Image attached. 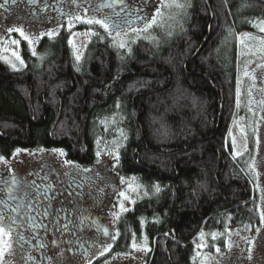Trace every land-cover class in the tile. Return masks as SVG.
Returning a JSON list of instances; mask_svg holds the SVG:
<instances>
[{
	"label": "trees",
	"instance_id": "obj_1",
	"mask_svg": "<svg viewBox=\"0 0 264 264\" xmlns=\"http://www.w3.org/2000/svg\"><path fill=\"white\" fill-rule=\"evenodd\" d=\"M179 2L189 5L185 16L173 17L184 26H168L171 40L162 30L158 45L139 46L131 57L94 46L84 66L73 69L58 42L40 67L14 73L0 66L5 159L17 149L64 148L72 160L88 163L92 145L109 138L103 122L124 114L129 135L112 144L123 147L122 169L137 175L144 194L122 217L119 239L126 246L141 233L149 246L155 240L148 264H200L201 233L214 251L224 249L219 233L259 226L256 196L225 135L237 113L235 37L264 22V0Z\"/></svg>",
	"mask_w": 264,
	"mask_h": 264
},
{
	"label": "flooded vegetation",
	"instance_id": "obj_2",
	"mask_svg": "<svg viewBox=\"0 0 264 264\" xmlns=\"http://www.w3.org/2000/svg\"><path fill=\"white\" fill-rule=\"evenodd\" d=\"M160 3L161 0H117V2L113 0H0V27L5 24H17L22 25L25 30L33 28L37 31L36 34L54 32L55 35L51 38L45 35L42 40H39L42 48L48 50L58 42L63 43L69 61L72 62V68L81 69L90 48L94 46L106 47L115 54V57H131L139 46L154 48V45H158L157 37L162 36L158 33L162 30L163 38L166 39L170 29L166 16L162 19L164 27L161 30H156L152 25L144 31L146 22L153 19L154 9L158 8ZM105 4L110 6H104ZM76 16L82 18L94 16L97 19L107 16L113 27L105 31L98 24L89 25L75 20ZM70 21L71 28H69ZM173 24L184 26L177 19H174ZM132 29L139 31L134 32ZM90 32L95 35L88 34ZM117 32L120 33L119 37L116 35ZM74 33L79 35H73ZM143 36L146 38H141ZM4 37L6 41V36ZM169 37L167 40H171ZM75 38L83 43L79 60L74 56L77 52L73 50V43L69 44V39L73 41ZM49 40L51 41L47 42ZM15 41H18L21 47L24 41L28 42L23 38H17ZM121 41L125 45L123 48L119 47ZM5 52L6 42L0 46V66L5 70L7 67L14 73L20 72L6 66ZM21 53L25 63L21 71L29 68V65L40 67L43 61L48 59L47 55L39 61L40 63L38 61L33 63L35 59H31L25 49H22ZM110 118V121L103 122L104 127L107 126L105 131L109 132V138L104 142L96 141V144L92 145L91 161L88 163L74 161L69 158L64 148H57L35 152L24 151L25 154H35L32 157L35 158V166L6 169L3 181L0 182V225L7 233L5 239L11 264H108V261L114 257L108 258L104 254L101 255L106 248L107 236L106 240L111 245L108 250L111 253L118 256L129 251L133 242L127 246L120 242L119 227L122 217L128 215L135 204L130 206V210L119 213L118 217L116 215L118 207H116V212L111 213L114 215H110L109 218L101 216L99 212L96 213L91 206L94 202H98L101 195L97 191V186L103 177L94 166L97 164L99 149L108 148L114 152L117 148L116 175L123 176L126 180L133 178L138 181L137 175L125 173L122 169L123 147L112 144L114 137L129 135L124 122L125 116L122 113H116L111 114ZM116 122H118L117 127H115ZM53 150H62L64 154L60 155L59 151ZM10 158L6 159V164L8 167H13L9 164ZM13 176L20 181L16 186L11 184ZM9 188L12 189L11 192L8 191ZM103 193L105 195L104 191ZM9 225L12 229L10 232ZM126 248L127 251L120 252Z\"/></svg>",
	"mask_w": 264,
	"mask_h": 264
},
{
	"label": "rangeland",
	"instance_id": "obj_3",
	"mask_svg": "<svg viewBox=\"0 0 264 264\" xmlns=\"http://www.w3.org/2000/svg\"><path fill=\"white\" fill-rule=\"evenodd\" d=\"M158 8L160 14L156 16L154 27L156 30H161L164 27V24H162L164 16L167 17L166 22L173 25V14L186 15L189 5L188 3L179 2V0H161ZM158 8L154 9L155 13ZM262 23L264 22H260L252 32L244 31L235 37L236 56L231 64L235 89L233 106L237 113L230 122L228 134L225 135V142L228 141L231 149V159H238L243 163V174L256 196L259 226L254 228L246 225L241 228H228L225 234L219 233L218 235L224 239V249L222 250L215 248L214 251H208L206 238L200 234L195 245L198 248L197 257H199L200 264H264V222L261 221V215L264 214V44L261 43V40H264V32L259 30ZM175 27H179V24ZM9 29H13V31L10 32ZM15 29H22L24 34L31 38V45L25 41L22 47L19 44H14L15 39L23 38ZM36 32L33 28L25 30L22 25L17 24H5L0 27V46L6 42V66L14 69V71L24 69V61L21 64L12 55L13 52H17L23 60L22 49H25L31 59H35L33 63H37V61L39 62L49 55L46 52L47 50L42 48L41 41H39L44 38L45 35H42L44 33L36 34ZM244 33H248L253 38H244ZM4 36H6V41ZM78 38L72 41L73 50L77 52L74 54L75 58L82 53L83 43ZM232 43L233 41L226 46V53L232 51ZM225 59V62L229 63L231 61L230 54L226 55ZM233 140H235V147L233 146ZM112 151L108 148L99 149L97 164L94 165L103 179L100 180V184L97 186V191L101 193L99 200L91 206L96 213L99 212L101 216L104 215L106 218L114 215L111 213L116 212V207H118L116 214L125 212L120 210L121 202L125 209L130 210V206L138 203L144 194L137 180L133 178L126 180L125 177L116 175L118 149ZM236 153H239V155ZM33 156H35L34 153L15 152L9 162L13 167L7 166L6 159L0 160V182L3 181L6 169L34 167L35 158H32ZM129 184L133 185L134 190L129 189ZM120 192H124L128 199L120 197ZM117 203H119L118 206ZM106 227L108 226L106 225ZM144 237L145 235L141 233L136 241L137 247L133 248L131 246L129 251L122 255L116 256L117 254L111 253L110 250L103 251L104 256L114 257L108 261V264H148L152 258V247L153 244L155 246V240L152 241V246H149ZM106 239H108V236ZM106 239V248H108L110 242ZM0 240L3 241V243H0V251H2L1 264H11L8 259L5 235L0 237Z\"/></svg>",
	"mask_w": 264,
	"mask_h": 264
},
{
	"label": "snow or ice",
	"instance_id": "obj_4",
	"mask_svg": "<svg viewBox=\"0 0 264 264\" xmlns=\"http://www.w3.org/2000/svg\"><path fill=\"white\" fill-rule=\"evenodd\" d=\"M113 2H117V0H113ZM104 6H110V5L105 4ZM177 6H179V5H177ZM98 7H99V6H98ZM159 14H160V9L158 8V9L156 10V13L153 14V19H152L151 21H147V22H146V25H145V29H144V31H146L149 27H151L152 25H154V24L156 23V16L159 15ZM74 19L77 20V21H82L83 23H86V24H89V25H92V24H98V25H100L101 27H103V28L105 29V31H109L110 28L113 27V24H112L110 18L107 17V16H105V17L102 18V19H97V18L94 17V16L91 17V18H82V17H80V16H76V17H74ZM137 19H140V17H137ZM125 23H127V21H125ZM71 27H72V24H71V21H70V22H69V28H71ZM115 27H119V25H115ZM259 30L262 31V32H264V23H262V24L259 26ZM9 31L11 32V31H13V29H9ZM15 31L19 32L20 36H22L25 40H27L28 43H29V45H31L32 41H31V40H30V39L24 34V32H23L22 29H15ZM132 31L135 32V31H139V30H138V29H132ZM88 34L95 35V33H91V32L88 33ZM109 34H111V33L109 32ZM42 35H48V36L51 38L52 36L55 35V33L52 32V31H49L48 33H46V34H42ZM73 35H79V34H78V33H74ZM116 35H117V37H119V36H120V33L117 32ZM243 37H244V38H253V37H250V35H249L248 33H244V34H243ZM13 43H14V44H18L19 42H18V41H13ZM261 43L264 44V40H261ZM69 44H72V40H71V39H69ZM124 46H125V45H124V42L121 41L120 44H119V47L123 48ZM12 55L15 56V58H16L17 60H19L21 64H23V60L20 58V56H19V54H18L17 52H13ZM76 59L79 60V59H80V56L77 55V56H76ZM233 146L235 147V140H233ZM19 151H20L19 149L16 150L17 153H18ZM53 151H59V152H60V155H63V154H64V153L62 152V150H53ZM236 154L239 155V153H236ZM98 155H99V153H98ZM4 159H5L4 157H0V160H4ZM66 163H70V162H67V161H66ZM122 182H123V178H122ZM19 183H20V181L17 180L14 176L11 178V184H12L13 186L18 185ZM129 189H130V190H134L132 184H129ZM8 191L11 192L12 189L9 188ZM157 191H159V188H157ZM119 196L122 197L123 199H128V197L125 195L124 192H120V193H119ZM120 210H121V211H126V210H127V209L124 208L122 202H121V204H120ZM116 215H117V217H118L119 214H116ZM261 221L264 222V214L261 215ZM65 227H66V226H65ZM8 230H9V232L12 230V229H11V225L8 226ZM257 231H259V229H257ZM4 235H7V233L5 232L3 226H0V237H2V236H4ZM201 235H203V233H201ZM216 235H217L216 233H213V234H212L213 239L216 238ZM113 239H115V237H114ZM146 239H147V238L145 237V241H146ZM0 243H3V241L0 240ZM53 243H55V241H53ZM41 246H43V245H41ZM110 247H111V245L108 246V248H110ZM132 247H133V248L137 247V245H136V243H135V236H133V245H132ZM198 247H199V245H198ZM108 248H105L104 251H108ZM0 255H2V251H0ZM101 255H103V252H101Z\"/></svg>",
	"mask_w": 264,
	"mask_h": 264
}]
</instances>
